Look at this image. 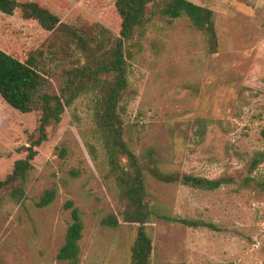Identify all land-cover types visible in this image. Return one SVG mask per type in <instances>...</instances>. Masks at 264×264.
Listing matches in <instances>:
<instances>
[{"label": "rangeland", "instance_id": "1", "mask_svg": "<svg viewBox=\"0 0 264 264\" xmlns=\"http://www.w3.org/2000/svg\"><path fill=\"white\" fill-rule=\"evenodd\" d=\"M15 1L47 9L99 55L119 37L115 0ZM187 1L213 12L216 47L186 16L169 19L149 11V21L123 44V138L137 156L153 151L163 172L226 176L234 183L204 191L146 177L155 213L146 224L150 263L264 264V189L256 186L264 182V160L249 171L255 155L264 153V0ZM0 49L31 63L51 93L63 87L68 70L88 63V53L66 31L47 32L19 11L0 13ZM94 105V95H83L65 108L60 123L46 128L22 199L11 197V187L0 190V264H62L56 255L71 223L67 201L83 223L82 263L130 264L137 225L120 217ZM40 116L20 113L0 96V180L38 139ZM246 177L253 179L249 187L242 185ZM45 190H55L56 197L38 208ZM109 213L118 216V227L101 225ZM158 215L211 223L220 231Z\"/></svg>", "mask_w": 264, "mask_h": 264}, {"label": "trees", "instance_id": "2", "mask_svg": "<svg viewBox=\"0 0 264 264\" xmlns=\"http://www.w3.org/2000/svg\"><path fill=\"white\" fill-rule=\"evenodd\" d=\"M158 1L115 0L114 8L120 21L119 37L112 48L99 55L89 47L83 35L64 25L47 9L32 2L0 0V13L10 16L19 11L22 18L35 20L47 32L62 29L85 53H88V63L68 70L63 87L58 93H51L47 90L48 80L31 63H22L0 49L1 98L20 113L40 112L41 114L38 139L26 148L27 155L24 158L15 161L12 172L4 180H0V190L11 187L12 198L20 200L24 197L30 172L33 169L32 160L36 155L34 148L46 140V128L60 123L65 108L77 98L87 94L94 95L93 117L105 135L108 164L117 189V198L122 206L120 217L125 223L137 225L130 264H151L153 245L146 231V224L155 213L147 201L146 177L165 185L179 184L204 191H215L222 186L234 183L231 177L226 176L209 179L188 173L163 172L153 151L148 150L142 156H137L124 141L122 120L118 112V103L127 86L123 44L125 40L132 37L136 29L143 27L149 21V6L157 4ZM150 12L152 14L157 12L160 16L169 19L186 16L195 29L209 36L211 47L215 49L216 36L211 10L187 0H166L157 8V11ZM263 160L264 153H257L250 163L249 171L253 172ZM251 182H253L252 177H246L242 180V185L249 187ZM256 184L258 188L264 189V182H256ZM55 197V190H45L36 206L48 207ZM64 208L70 210L71 223L56 259L62 264H83L79 245L82 239L83 223L79 210L73 206L72 201H67ZM157 218L181 223L187 227L220 231L214 224L203 221L173 219L162 215H158ZM101 225L116 228L119 226V218L116 214L109 213L102 219Z\"/></svg>", "mask_w": 264, "mask_h": 264}]
</instances>
